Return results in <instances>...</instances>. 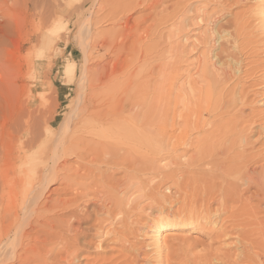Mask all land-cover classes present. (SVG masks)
<instances>
[{"label":"rangeland","instance_id":"obj_1","mask_svg":"<svg viewBox=\"0 0 264 264\" xmlns=\"http://www.w3.org/2000/svg\"><path fill=\"white\" fill-rule=\"evenodd\" d=\"M198 18L203 22L197 21ZM23 21L26 27L21 29L18 26ZM210 28L215 35L228 34L226 40L216 43L213 53L221 55L222 50L226 49L227 53L231 50L228 53L231 58L224 54L221 60L223 63L231 61L227 68L232 75L220 85L217 94H212V117L207 114L205 103L197 104L203 108L197 112L200 122H212V127L189 133L192 146L179 147L175 155L180 156V160L166 154H162L165 159L159 156L162 160H156L153 151L132 144L138 164L133 162L129 166L132 185L123 196L125 174L119 162L103 157L98 164L90 163L91 157L80 144L73 147V152L81 155L80 159L74 155L66 158L69 171H60L59 178L79 171L81 177L74 182L81 187L92 180H101L98 196L112 200L113 204L112 219L107 221L97 196L93 197L94 201L86 202L92 198L89 197L79 202L78 208L91 219L79 216L72 226L87 232L93 222H104L102 230L114 228L115 235L80 239L84 249L77 264H264V203L259 207L251 202L247 210V193L241 204L228 205L234 208L221 216L224 223L217 224L212 213L217 205L213 203L209 209L199 205L201 197L223 181L241 184L243 180H237L242 174L234 175L237 167L254 169L257 174L261 173L260 167H264V0H0V101L14 97L6 91L5 83L16 82L27 70L30 80L25 84L31 93L25 97L38 121V131L43 132L42 138L44 116L50 115V133L45 135L50 142V163L46 168L40 164L36 171L37 176L45 178L44 185L52 175L51 159H57L51 150L67 137V129L74 127L71 122L66 125L69 117L77 114L82 119L95 112L97 100L103 93H110L116 82L123 81L129 67H143L139 66L140 53L156 52L158 44L174 31H178L179 36L185 35L191 46L192 40ZM26 36L30 37V42L20 44L26 41ZM233 45L237 50L231 49ZM22 56L32 62H29L30 69L25 65L21 70L19 58ZM185 56L188 61L182 63L180 69L184 77L175 82L176 89L186 78L187 71L190 75L194 73L189 63L197 55L188 49ZM113 66L115 70L111 72ZM84 103L88 106L83 107ZM219 103L224 108L218 109ZM4 112L5 109H0L1 118ZM77 127L79 135L87 133L80 124ZM3 131L0 126V133ZM6 143L4 140L2 146ZM197 155L199 158L192 159ZM152 160V169L142 166ZM91 168L94 172L87 174V169ZM169 174H172L171 179L164 181V175ZM44 185L42 182L40 188ZM165 186H169V193L164 190ZM48 188L39 204L50 206L65 198L59 196L58 183ZM87 188L79 189V194L95 193L93 188ZM150 193L155 199L168 195L171 200H178L171 205H150L154 200ZM129 196L131 212L128 226L124 227V200ZM185 212L193 216H185ZM232 214L238 215L237 219L243 216L244 220L239 222L243 223L242 227L231 221ZM160 223L169 227L162 233L159 247L155 248L151 229ZM232 224L235 226L231 228ZM241 228L246 233L255 230L257 234L248 238L246 234L241 237L237 231H230ZM122 233L128 235L127 239L120 235ZM11 237L0 246V255L3 254L0 264H18L9 257L17 252L11 251ZM55 252H59L58 249ZM21 253L19 250L17 254ZM50 264H55L52 259Z\"/></svg>","mask_w":264,"mask_h":264},{"label":"bare ground","instance_id":"obj_2","mask_svg":"<svg viewBox=\"0 0 264 264\" xmlns=\"http://www.w3.org/2000/svg\"><path fill=\"white\" fill-rule=\"evenodd\" d=\"M196 20L203 22L199 18ZM206 24L209 27V23ZM31 25H33L32 22ZM196 25L200 24L196 23ZM18 27L24 29L26 21L21 22ZM26 37V41L20 44L24 45L30 42V37ZM227 37V33L220 36L215 35V32L210 28L204 30L197 39L192 40L190 46L187 42L189 39L185 35L179 36L178 31H174L171 36L169 35L166 40H162L158 44L156 52L153 50L148 53L151 54L150 56L141 52L139 66L143 65V67H129L130 70H126L123 81L116 82L110 93H103L102 97L97 100L98 105L95 107V110L97 109L95 112L82 119L78 118L77 114L72 118L69 117L70 119L68 118L66 125L71 122L74 127L67 129V137L59 141L58 146L51 150L53 155L54 153L55 156L57 155V159L55 160L53 157L51 159L52 175L45 181V185V178L41 179L40 176H37L36 171L40 164L46 168L50 163V142L45 139V135L48 136L50 133V115L46 113L44 116V137L42 138L43 132L38 131V121L25 97L28 92L31 93L25 84L29 78V72L26 70L25 74L18 77L16 82L7 81L5 83L6 91L14 97L0 101V109H5L2 118L0 117L3 120L2 124L0 121V126L4 129L0 133V246L12 236L11 251L17 250L14 256H9L12 260L18 264H50V259L55 264H77L78 257L84 249V245L81 246L80 244V239L84 237L93 238L95 235H101L103 238H108L112 234L115 235L114 228L105 232L102 230L101 226L104 222H93L92 229L87 232L72 226L79 216H83L87 220L91 219L90 215L78 208L81 200L92 197L86 201L90 202L94 201V196H97L101 211L107 217V221L112 219L113 204L112 200L98 196L101 194L100 191H97L98 186L103 183L101 180H92L87 186L81 187L74 182L75 178L81 177L78 174L79 171L59 178L60 171H65V173L69 171L66 167V158L74 155L80 159L81 155L73 152V147L80 144L85 148L86 154L91 157L90 163L98 164L103 157L104 160L108 158L119 162L121 168H124L125 174L124 189L121 190L123 196H126L132 185L128 175L129 166L133 162L138 164V161L134 159L132 144L136 143L153 151L154 157L161 156L162 159H165L162 154H166L169 158L173 156L174 159L180 160L181 157L175 155L179 147L190 148L192 146L188 139L189 133L202 130L206 126L212 127V122H200V114L197 112H201L203 108L197 104L205 103L207 106L204 108H206L207 114H211L212 117V94H217L220 85L232 75L227 68L231 61L223 63L221 60V56L224 54L227 58H231V55L228 54L231 50L227 53L226 49L223 48L224 50H220L221 55L213 53L216 43L219 40H226ZM188 49L189 52H194V55H197L196 59L193 58L196 62L191 59V63H189V67L194 70V73L190 75V71H187L186 78L176 89L175 82L184 77L180 69L181 64L188 61L185 59V53ZM219 49L222 47L220 46ZM231 49L237 50V47L233 45ZM26 53L28 54V52ZM23 57L19 58V62L22 64L21 70L25 65L30 69L32 62ZM114 70L115 66L111 72ZM236 72L238 73L239 70ZM105 82L107 81L103 83ZM203 100L205 102H202ZM85 106L88 104L84 103L83 107ZM217 108L222 109L224 106L219 103ZM75 121L78 123L75 124ZM79 124L87 133L78 134L77 126ZM66 128L64 132L67 131ZM4 140L7 143L2 146ZM210 151L212 152V147ZM157 158L156 160L161 159ZM197 158H199L198 155L192 157V159ZM153 161H145L142 166L152 169ZM16 162L19 163L18 166ZM260 169L261 173L257 174L254 169L244 170L242 166L237 167L234 170V175L242 174L237 180V182L243 180L241 184L234 181H223L219 186L211 188L209 194L201 197L200 206L209 209L213 203L217 205V209L212 212L214 223H224L225 221L221 219V216L234 208V206L229 208L228 205L241 204L247 193L249 195L246 197L245 207L251 202H255L259 207L260 204L264 203V167H260ZM87 170V174L94 172L92 168ZM72 176H75L74 179ZM171 177L172 174L164 175V181L171 179ZM42 182L44 187L41 189ZM55 182L60 186L59 196L65 198L54 201L50 206L47 203L39 204L44 199L45 194L48 193V187L54 185ZM88 186L93 188L95 193L79 194V189L86 190ZM251 189L254 191L251 192ZM164 190L169 193V186ZM104 192L107 194V191ZM149 195L153 196L151 193ZM154 197L156 196H153L154 200L150 205L156 203H169L171 205L178 200L174 198L171 200L168 195H160V199ZM129 198L130 196L124 200L126 207L123 213L126 218L124 227L128 226L127 220L131 212ZM169 209L172 210L171 206ZM247 210L250 209L247 207ZM234 212L237 213L236 207ZM50 213H52L51 216L48 215ZM184 215L193 216L192 213L188 214L187 212ZM237 217L238 215L232 214L231 221L242 227L243 223L239 222L244 220L243 216L239 215V219ZM111 225L114 226L113 220ZM235 225L232 224L231 228ZM168 227L164 223L152 227L151 233L156 245L155 248L159 247L162 242V233ZM230 231H237L241 237L246 234L248 238L257 234L255 230H249L246 233L242 228L230 229ZM120 235L124 239L128 237L124 233ZM56 249L59 252L56 253ZM19 250L22 252L21 254H17ZM201 257L200 260H202ZM5 258L7 260V257Z\"/></svg>","mask_w":264,"mask_h":264}]
</instances>
